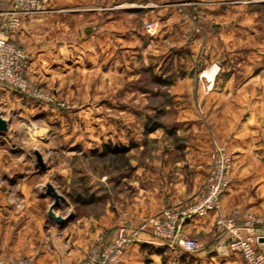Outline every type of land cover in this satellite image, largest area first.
Returning a JSON list of instances; mask_svg holds the SVG:
<instances>
[{
    "label": "crops",
    "instance_id": "crops-1",
    "mask_svg": "<svg viewBox=\"0 0 264 264\" xmlns=\"http://www.w3.org/2000/svg\"><path fill=\"white\" fill-rule=\"evenodd\" d=\"M190 1L188 9L200 12L204 20L217 16L222 21L219 22L220 34L235 37L250 34L263 36L264 40V0ZM11 2L0 0V10L8 8ZM213 3L215 6L211 5ZM162 4L163 0H52L44 12L25 16L22 27L13 38L29 53L28 76L56 97H87L84 91L82 96L78 94L84 84L93 89L105 88L106 93L95 96L113 99L110 85L114 86L116 73L124 82L139 76L146 68L143 59L152 40L159 42L160 36L174 38L176 32L190 30L189 17L180 14L182 20L173 22L168 16L164 28L149 36L145 24L164 11ZM166 5L170 12L175 11L171 4ZM224 48L220 45L219 50L224 51ZM228 49L230 46L225 48ZM214 62L211 61L209 66ZM216 63L219 71L214 79L203 77L210 85L212 83L211 89L219 90L224 97L220 96L218 106L207 108V111L213 115L233 116L230 119L232 124H227L229 121L220 123L216 118L214 127V138L225 144L233 155L232 183L222 196L218 210L191 219L186 225L201 247L196 252L182 251V254L167 248L171 254L169 263L173 264H244L241 253L221 250L222 246H228L232 233L219 227L216 218L220 215L234 217L242 234H246L243 224L247 214L264 212V92L236 91V84L244 77L236 74L225 78L223 87L218 85V88L216 81L221 67ZM196 78L199 82V77ZM189 85L190 76L187 75L176 79L172 87L176 98L180 103L184 102L177 107L180 132L191 134L185 149L180 152V157L168 160L169 151L175 147L173 144H166L161 138H140L137 144L141 147L143 144L155 145L156 166L153 173L135 178L137 186L133 192L122 191L121 204L116 196L108 197L103 213L77 219H73L75 214L70 211L64 213L63 209L56 208V213L65 218L63 223H58L49 216V208L45 209L36 202L26 204V214L16 212L12 204L2 201L4 188L0 184V256L6 260L14 256H32L37 264H72L86 257L90 246L111 238L119 227L139 226L166 206L191 201L204 182L213 136L200 118L195 117L198 109L190 106V94L185 87ZM127 89L124 91L134 93ZM26 98L23 93L0 84V104L7 100L30 109L36 104L41 105L39 101ZM223 98L225 102H222ZM40 109L48 116L60 115L61 110L45 104ZM190 115L194 117L190 118ZM5 131H0V137H5ZM121 141L114 142L130 144ZM3 159L0 155V178ZM137 161L138 158H133L142 173L145 165ZM16 172L18 170L10 173ZM106 191L110 188L106 187ZM48 195L52 196L49 192ZM150 231L149 225L148 230L131 242L113 264H162V253L156 250L166 245L160 238L149 236Z\"/></svg>",
    "mask_w": 264,
    "mask_h": 264
},
{
    "label": "rangeland",
    "instance_id": "rangeland-1",
    "mask_svg": "<svg viewBox=\"0 0 264 264\" xmlns=\"http://www.w3.org/2000/svg\"><path fill=\"white\" fill-rule=\"evenodd\" d=\"M168 3L171 4L170 7L175 8L174 13L169 11V6L166 5ZM189 3L191 4L190 0H163L161 6L164 11L159 12L157 18L152 20L155 23L154 30L146 27L147 23L152 21L149 20L145 24L147 34L154 36L161 31L168 16L173 22H179L182 20L179 18L180 14L189 17L190 30L174 32L177 34L174 38L160 36L159 42L152 40L143 59L146 68L139 76L130 77L124 82L116 73L114 86L110 85L113 91L109 89L114 94L113 99L95 96L106 93L105 88L93 89L83 84L78 94L82 96L86 92L87 97L81 98L77 95L58 98L53 94L57 100L65 103L63 106L27 96L26 99L39 101L41 105L36 104L34 109H30L22 104L2 101L0 111L8 122L5 137H0V155L4 157L3 174L0 178V184L4 188L3 202L12 204L16 212L24 214L29 202L39 203L45 209L49 208L54 202V198L48 195L46 189V183L50 182L62 195L60 205L55 207V210L61 208L64 213L70 211L75 214L73 219L93 213L99 215L105 211L108 197L116 196L121 204L124 194L122 191L128 193L135 190V178L147 172H154L156 147L154 144H143L141 147L137 144L140 138H161L166 144H173L175 147L169 151L168 160L180 157V152L185 149L186 145L183 148L178 145L189 140L191 134L187 131L180 132L179 129L177 107L184 105V102L180 103L172 91L176 79L190 76V85L185 86L190 94V106L198 109L195 117L200 118L213 137L216 118H219L220 123L229 121L227 124H232L230 119L233 118L231 115L219 116L207 111V108L218 106L222 96L219 90L211 89L212 83L210 85L207 78L203 77L214 79L219 71V67L214 65L216 62L221 67L216 81L217 87H223L224 79L236 74L244 76L236 84V91L264 92L263 36L222 35L219 33V22L222 21H219L217 16L204 20L200 12L188 9ZM211 5L215 6L214 3ZM250 20L253 19H246ZM220 45L223 48L230 46L231 49L219 50ZM211 61L215 62L209 66ZM162 74L167 78L172 77L174 81L167 86L159 83L158 77ZM196 77H199V82ZM125 86L134 93L124 91ZM225 100L223 98L222 102ZM42 104L60 108V115L48 116L46 111H41ZM161 107L171 110L160 111ZM193 117L194 115H190V118ZM162 122L174 132H169L165 126H160L150 133L146 132L149 125ZM109 140H126L140 146L128 152L130 167H123L121 158L100 154L103 144ZM38 155L42 164H39ZM133 158H138L137 163L145 165L142 173H139ZM14 170L18 172L11 175L10 172ZM106 187H109L110 191L107 192ZM91 192L99 194L102 199L90 202H80L76 199L80 194L88 196ZM152 216L147 217L145 221ZM148 234L153 236L151 232ZM176 250L178 254H182L183 250ZM221 250H227V246H222ZM168 252L170 251L166 250V253H162V264H173L169 263L171 254Z\"/></svg>",
    "mask_w": 264,
    "mask_h": 264
},
{
    "label": "built area",
    "instance_id": "built-area-1",
    "mask_svg": "<svg viewBox=\"0 0 264 264\" xmlns=\"http://www.w3.org/2000/svg\"><path fill=\"white\" fill-rule=\"evenodd\" d=\"M52 0H12L11 5L0 10V84L11 87L29 98L58 106L65 105L57 100L50 90L35 83L28 76L30 56L26 48L18 43L13 34L18 31L28 14L41 13L49 9ZM147 29L154 30V21ZM233 155L227 146L212 138V147L204 182L194 199L183 205H169L139 226L119 227L115 234L92 246L87 257L73 264H113L125 248L137 240L140 233L151 226V234L160 238L163 245L176 250L196 252L201 243L186 228L194 218L207 216L220 208L222 196L232 183ZM216 224L232 233L227 250L242 254L244 264H264V212H249L243 227L234 217L220 215ZM0 264H37L32 256H14L8 260L0 256Z\"/></svg>",
    "mask_w": 264,
    "mask_h": 264
},
{
    "label": "trees",
    "instance_id": "trees-1",
    "mask_svg": "<svg viewBox=\"0 0 264 264\" xmlns=\"http://www.w3.org/2000/svg\"><path fill=\"white\" fill-rule=\"evenodd\" d=\"M174 80L171 78H167V76H165V74L160 77H158V82L159 83H163L165 86H167V84L169 83H172ZM171 109H168V108H165L163 109L162 107L160 108V111H165V112H168L170 111ZM174 125V124H173ZM160 126H165L166 128H168V126L166 125V123H161V124H158V123H153L152 125H149L146 129V132L147 133H150L152 132L154 129L160 127ZM169 132L173 133L174 130L173 129H170L168 128ZM135 144L133 143H130L129 145H124V144H117L115 143L114 141L112 140H109L107 142H105L103 144V148L102 150H100V154L102 156H108V155H112L114 156L116 159H123V167L124 166H127V167H130L131 166V162H130V158H129V154L128 152L132 149V147L134 146ZM186 145V142L184 141L183 143L179 144L178 147L180 148H183L185 147ZM83 195V196H82ZM87 197V199H85ZM77 200H79L80 202H85L86 200L87 201H94V200H100L102 199V197H100L99 195H96V194H93L92 192L90 194H88V196H84V194H80L76 197ZM167 246H164L163 248H157L156 251L160 252V253H163L167 250ZM166 253V252H165ZM185 256V255H184Z\"/></svg>",
    "mask_w": 264,
    "mask_h": 264
},
{
    "label": "water",
    "instance_id": "water-1",
    "mask_svg": "<svg viewBox=\"0 0 264 264\" xmlns=\"http://www.w3.org/2000/svg\"><path fill=\"white\" fill-rule=\"evenodd\" d=\"M8 127L7 120L2 116V113L0 111V131L6 130ZM38 161L39 164H42V160L40 159V156L38 155ZM46 189L48 192L52 195L54 198V202L51 204V206L48 209V214L51 218H53L58 223H63L65 221V218L61 214H56L55 207L60 205L62 195L55 189L52 183L47 182L46 183ZM71 216L70 218H72Z\"/></svg>",
    "mask_w": 264,
    "mask_h": 264
}]
</instances>
